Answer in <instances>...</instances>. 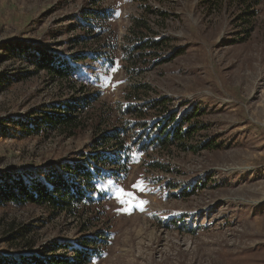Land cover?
Listing matches in <instances>:
<instances>
[{"label": "rangeland", "instance_id": "1", "mask_svg": "<svg viewBox=\"0 0 264 264\" xmlns=\"http://www.w3.org/2000/svg\"><path fill=\"white\" fill-rule=\"evenodd\" d=\"M135 19L156 46L133 65ZM66 106L78 128H52ZM192 124L184 146L152 145ZM99 154L121 164L75 214L0 204V258L264 264V0H0V186L80 185Z\"/></svg>", "mask_w": 264, "mask_h": 264}, {"label": "trees", "instance_id": "2", "mask_svg": "<svg viewBox=\"0 0 264 264\" xmlns=\"http://www.w3.org/2000/svg\"><path fill=\"white\" fill-rule=\"evenodd\" d=\"M95 18H98L95 16ZM90 20H94L90 18ZM133 31L134 34H140V46H136L131 49L128 54L129 59L133 62L132 64L138 63L142 60L143 51L140 53H136L139 50H146L151 47H155L156 44L154 42L146 40L143 38L144 31H150V27L145 25L143 22L139 20H134ZM81 59H78L80 61ZM50 62H46L45 60L41 61L43 69L49 70V72L59 78L68 79L71 76L72 70H69L66 65L55 64H46ZM140 90H135L134 92H138ZM71 111V113L66 114L65 116H59L54 120L51 119V115H48L47 119L52 120L50 123L52 128L57 129H77L79 125V121H77L76 116L72 114L74 108L69 106L65 107V110ZM44 123V122H43ZM175 121H172L169 126L174 124ZM159 125L156 129L159 128L158 133L155 135L153 140H157L152 145L160 146L163 148L169 147L171 143L176 142L180 146H184L187 139L191 138L193 134L197 131L195 128V124L191 125L187 130L183 131L181 128H171L169 126ZM124 130L116 131L113 135L106 139V143L113 142L118 147V152L121 153L122 150L127 149V144H124L122 141V134ZM146 143L144 142L142 146ZM187 148H184L186 150ZM191 149V148H190ZM122 157L118 154L116 156H103L99 154L98 156H94V158L90 161V166H86L85 164L75 166L73 173L75 176L79 177L80 185H76L74 183H69L68 181L62 179L61 177H52L51 180L56 183L55 188H49L48 186L40 183L33 182L31 184L25 183V181H18L17 188H14L12 183H8L5 186H0V204L13 203L16 205L22 204H34L42 207L49 208L54 212L59 213H70L75 214L77 212L78 206L83 204L84 202H89L92 200V193L105 194L96 190L95 183L102 179L105 172L109 167L114 165L121 164ZM15 189L18 192H15ZM86 244L90 245L95 241V239H86ZM75 258H67L66 256L54 255L49 257L48 259H41L37 257H27L24 256L21 258L20 263L10 262L6 258H0V264H89L90 258L86 255V253L79 252L78 250L75 252Z\"/></svg>", "mask_w": 264, "mask_h": 264}, {"label": "snow or ice", "instance_id": "3", "mask_svg": "<svg viewBox=\"0 0 264 264\" xmlns=\"http://www.w3.org/2000/svg\"><path fill=\"white\" fill-rule=\"evenodd\" d=\"M117 15H119V13H117ZM113 71H116V69L114 68L113 69ZM138 186V185H137ZM141 191H143V189H141ZM120 193H122V194H125V195H131V193H124V190L123 189H120ZM121 203L123 204V203H126V201H124L123 199H121ZM148 203V201H146V200H141L140 202H139V207H140V210L141 211H143V205H145V204H147ZM125 211H128V213L130 214V209L129 210H125Z\"/></svg>", "mask_w": 264, "mask_h": 264}]
</instances>
